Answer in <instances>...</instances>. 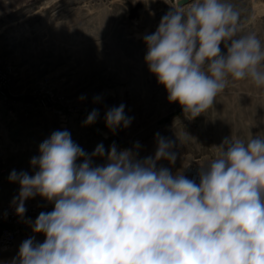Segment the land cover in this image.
Returning <instances> with one entry per match:
<instances>
[{
	"label": "clouds",
	"instance_id": "obj_1",
	"mask_svg": "<svg viewBox=\"0 0 264 264\" xmlns=\"http://www.w3.org/2000/svg\"><path fill=\"white\" fill-rule=\"evenodd\" d=\"M240 20L231 0H178L144 36L149 71L189 119L212 108L230 80L264 88V42L243 33ZM97 117L93 110L84 124ZM105 122L115 132L132 118L121 104ZM174 146L157 133L154 158L115 144L89 156L67 130L53 132L30 160L38 171L9 176L20 185L18 216L37 195L54 202L32 224L44 241L24 240L11 264H264V137L225 138L198 184L157 168L161 159L175 163ZM97 156L107 163L94 165Z\"/></svg>",
	"mask_w": 264,
	"mask_h": 264
},
{
	"label": "rangeland",
	"instance_id": "obj_2",
	"mask_svg": "<svg viewBox=\"0 0 264 264\" xmlns=\"http://www.w3.org/2000/svg\"><path fill=\"white\" fill-rule=\"evenodd\" d=\"M231 2L253 5V21L243 33L264 42V0ZM174 6L175 0H0V83L8 85L0 93V132H9L5 146L24 148L29 175L38 171L30 160L39 156L40 144L58 130H67L89 156L100 144L105 152L115 144L139 160L155 157L158 133L174 142L177 158L174 164L161 159L157 168L184 176L189 163H210L225 138L264 137V88L249 80H230L213 107L194 119L169 101L145 62L144 36L153 34ZM221 51L226 52L223 44ZM121 104L132 122L113 132L105 114ZM93 110L96 122L85 125ZM92 162L107 163L99 156ZM39 203L5 264L17 258L24 240L44 241L32 224L41 212L52 211L54 202Z\"/></svg>",
	"mask_w": 264,
	"mask_h": 264
},
{
	"label": "built area",
	"instance_id": "obj_3",
	"mask_svg": "<svg viewBox=\"0 0 264 264\" xmlns=\"http://www.w3.org/2000/svg\"><path fill=\"white\" fill-rule=\"evenodd\" d=\"M178 0H175V3ZM175 5V4H174ZM8 87L7 83H0V93ZM2 147V144H0ZM202 162L195 161L186 166L185 174L188 179L199 183V173L202 170ZM37 202H31L29 199L25 201L26 212L23 217L16 214L15 204L12 201L0 203V264H5L7 255L13 250L14 245L23 233V228L27 215L37 212L40 208L39 202H47L46 199L39 196Z\"/></svg>",
	"mask_w": 264,
	"mask_h": 264
},
{
	"label": "crops",
	"instance_id": "obj_4",
	"mask_svg": "<svg viewBox=\"0 0 264 264\" xmlns=\"http://www.w3.org/2000/svg\"><path fill=\"white\" fill-rule=\"evenodd\" d=\"M241 11V17L243 18L241 25L242 29L247 30L248 25L253 21L254 7L252 4L233 3ZM9 132H0V203L12 201L14 197L19 195L20 185L15 182H10V173L15 170L17 173L24 169V148L21 147H7L5 146V139ZM28 164V156L26 157ZM21 163V167H20Z\"/></svg>",
	"mask_w": 264,
	"mask_h": 264
},
{
	"label": "water",
	"instance_id": "obj_5",
	"mask_svg": "<svg viewBox=\"0 0 264 264\" xmlns=\"http://www.w3.org/2000/svg\"><path fill=\"white\" fill-rule=\"evenodd\" d=\"M191 2V0H179L180 5H187ZM178 4V1L176 2V5Z\"/></svg>",
	"mask_w": 264,
	"mask_h": 264
}]
</instances>
